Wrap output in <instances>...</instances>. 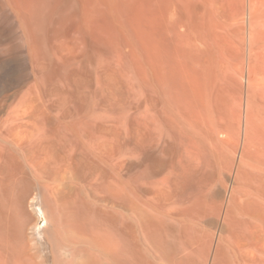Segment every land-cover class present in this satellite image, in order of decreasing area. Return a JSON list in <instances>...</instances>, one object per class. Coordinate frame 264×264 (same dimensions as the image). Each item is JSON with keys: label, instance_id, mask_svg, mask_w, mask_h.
<instances>
[{"label": "bare ground", "instance_id": "6f19581e", "mask_svg": "<svg viewBox=\"0 0 264 264\" xmlns=\"http://www.w3.org/2000/svg\"><path fill=\"white\" fill-rule=\"evenodd\" d=\"M137 1L0 0V264H43L36 204L53 264H264V161L241 156L225 52L149 51ZM103 21L118 37L90 41Z\"/></svg>", "mask_w": 264, "mask_h": 264}, {"label": "rangeland", "instance_id": "374dc122", "mask_svg": "<svg viewBox=\"0 0 264 264\" xmlns=\"http://www.w3.org/2000/svg\"><path fill=\"white\" fill-rule=\"evenodd\" d=\"M166 10L171 15L167 16L168 18L164 17L168 20H165V23L168 22L173 28L170 34H158L159 31L157 32L155 28L160 22L159 19L164 20L162 16ZM128 19L130 22L132 20V26L139 34L142 45L151 52H157L156 49L161 48L158 53L162 54L165 51L163 57L168 51L166 57L171 56L170 54L175 53L178 48L179 50L191 48L195 41L210 45L207 48H211L213 52L220 50L225 52L224 59H219L221 60L219 65L225 62L220 68L218 66L217 70L221 84L228 83L226 88L232 94L229 96V108L235 112L239 111L237 124L240 128L241 156L243 161H264V0H138L128 14ZM101 22L96 31L87 32L90 41L105 40L103 38L105 36L99 37L110 31L112 34L115 32L106 22ZM112 34V37H118L116 32ZM159 35L161 40L158 38ZM97 36L99 37L94 38ZM106 36V40L108 37L110 40V34ZM146 40L155 43L148 45ZM156 40H159V43L161 41L160 45H157ZM99 42L98 44H103L102 41ZM232 97L237 99V102L234 99L232 101ZM232 102L239 104L237 110L234 108L237 106ZM237 119L235 117L234 121ZM33 209L40 227L33 236L34 251L43 264H53L55 247L48 235L42 231L46 225L45 217L38 204Z\"/></svg>", "mask_w": 264, "mask_h": 264}]
</instances>
